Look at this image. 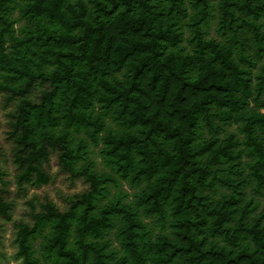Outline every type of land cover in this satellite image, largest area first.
Returning <instances> with one entry per match:
<instances>
[{
    "label": "trees",
    "instance_id": "trees-1",
    "mask_svg": "<svg viewBox=\"0 0 264 264\" xmlns=\"http://www.w3.org/2000/svg\"><path fill=\"white\" fill-rule=\"evenodd\" d=\"M0 95L18 191L87 184L0 166L20 264H264V0H0Z\"/></svg>",
    "mask_w": 264,
    "mask_h": 264
},
{
    "label": "rangeland",
    "instance_id": "rangeland-1",
    "mask_svg": "<svg viewBox=\"0 0 264 264\" xmlns=\"http://www.w3.org/2000/svg\"><path fill=\"white\" fill-rule=\"evenodd\" d=\"M215 21L212 23L211 35H216L214 31ZM12 105L4 106L3 97L0 95V147L2 153L0 155V166L7 171L6 178L9 180L7 184V197L12 202V215L14 220L24 219L29 220L27 215L29 206L27 200L38 196L40 200L48 197L56 202L60 207L66 205L65 197L68 194L79 192L87 187L83 179L72 181L68 174L59 170L56 154L52 155L46 170L51 174L52 181L40 187H27L26 192L18 191L15 183V174L17 173L16 166L12 162L11 142L7 139V131L9 129V111L12 110ZM100 161V158H98ZM263 199L264 196H258ZM262 208V204L259 210ZM0 264H20L16 259V244H15V227L12 221L5 220L0 217Z\"/></svg>",
    "mask_w": 264,
    "mask_h": 264
}]
</instances>
